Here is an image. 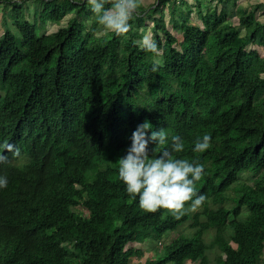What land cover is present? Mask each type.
Wrapping results in <instances>:
<instances>
[{
	"label": "trees",
	"instance_id": "1",
	"mask_svg": "<svg viewBox=\"0 0 264 264\" xmlns=\"http://www.w3.org/2000/svg\"><path fill=\"white\" fill-rule=\"evenodd\" d=\"M193 1L139 7L121 37L102 30L86 0H32L30 21L27 0H0L16 31L4 21L0 32V264H131L136 237L160 243L187 222L190 232L143 264H208L213 247L216 264H264V56L250 48L264 47L260 4L236 10L234 24L222 0ZM146 18L159 55L138 41ZM145 119L168 135L149 145L153 158L178 135L173 158L204 165L194 187L206 200L178 220L141 210L118 175ZM205 134L212 147L194 151Z\"/></svg>",
	"mask_w": 264,
	"mask_h": 264
},
{
	"label": "clouds",
	"instance_id": "2",
	"mask_svg": "<svg viewBox=\"0 0 264 264\" xmlns=\"http://www.w3.org/2000/svg\"><path fill=\"white\" fill-rule=\"evenodd\" d=\"M86 2L102 30L121 37L130 31V21L139 9V0ZM141 44L145 51L159 55L160 50L150 36L145 35ZM167 141V133L163 129L153 130L151 122L145 119L133 131L126 155L118 159V175L129 197L132 200L138 198L141 210L155 214L165 209L178 220L188 212H196L206 200V196L197 193L194 187L202 179L205 169L198 161L173 158V152L179 153L184 149L178 135L171 137V151L164 149L153 158L154 148L150 150L149 145L162 146ZM211 147V136L205 134L202 139H196L194 151L203 153ZM16 154H19L18 150ZM5 159L0 156V163ZM7 184V177H0V188L7 187Z\"/></svg>",
	"mask_w": 264,
	"mask_h": 264
},
{
	"label": "rangeland",
	"instance_id": "3",
	"mask_svg": "<svg viewBox=\"0 0 264 264\" xmlns=\"http://www.w3.org/2000/svg\"><path fill=\"white\" fill-rule=\"evenodd\" d=\"M17 2H20L22 0H15ZM76 1H80L82 2L83 0H76ZM156 0H139V7L141 8H147L149 6H151ZM188 2V4L190 5H194V1L193 0H186ZM208 1V0H206ZM236 1V7L233 8L231 5V3L226 5L225 0H222V2L219 4L218 9H221L223 6H226V10L229 13V16L234 18V24L237 23V15H236V10H246V11H250V8L254 5L257 4H261L264 3V0H235ZM32 0H27L25 6V13H27V20L30 21L31 20V14L33 11V6L31 4ZM260 2V3H258ZM218 4H216V1H213L211 6H217ZM177 6H181V5H177ZM204 12L203 14H205V9L203 6H201ZM196 9L193 10V13L191 15V21L192 23H195L199 26H201L202 22L200 21V19H197L196 17ZM6 14V18L4 19V15ZM159 14L162 16V18L164 19V21L166 23L169 22V15H168V10H166L165 8L161 9L159 11ZM158 14V15H159ZM207 14H205L204 16H206ZM258 18L261 20V22L264 24V14H262V12L258 11L257 13ZM66 18L64 20L61 21V23L59 25L56 24H48L44 30V33L49 34V33H53L55 32L57 29H59L60 27L65 26L66 24ZM145 23L143 24L141 30H139L138 32V41L143 40V37L145 35H148L152 38V34L150 33L149 28L151 27V23L150 21L146 18L144 19ZM6 21V22H4ZM3 22L6 24V26L12 30L13 32L16 33L15 29L12 26L13 20L11 22V17H9L8 12H5L2 10L1 5H0V32L2 30V24ZM143 28H145L146 30H143ZM241 34H243V32H240ZM40 35V33H38ZM176 37L178 38V45L181 49L185 48V44L183 43L181 37L179 35L176 34ZM251 48H255V50L258 51V53L261 56H264V47H258V46H252ZM204 57V55H203ZM148 60H151V57L148 56ZM153 61L156 62L157 64L160 65V58H158L157 56L153 57ZM140 105V104H139ZM83 214H87L86 211H84ZM189 223H185L183 224L180 228H178V231L174 232V233H167L164 237V239L160 242V243H155L153 241L150 240H145L143 241L142 237L138 236L136 237L135 241L132 244H128L126 246V249H131V250H137L139 252V256L138 257H132L130 263L131 264H143L146 260H151L155 258V250L156 248H160L161 245L166 244L168 242H170L173 238H175L179 233H183V234H187L188 232H190V228L188 227ZM211 241V237H210V233L209 232H205L203 235V242L205 244L206 247H208V245L210 244ZM221 253L220 248L219 247H213V248H209L206 252L207 257H208V264H216L215 263V258L216 256H218ZM184 264H199L198 262H192L189 260H186L184 262Z\"/></svg>",
	"mask_w": 264,
	"mask_h": 264
},
{
	"label": "crops",
	"instance_id": "4",
	"mask_svg": "<svg viewBox=\"0 0 264 264\" xmlns=\"http://www.w3.org/2000/svg\"><path fill=\"white\" fill-rule=\"evenodd\" d=\"M258 3H260V2H258ZM260 12H264V3H262V1H261V4H260V10H259ZM260 22H261V20L259 19V18H257ZM233 20H235V19H233ZM262 23V22H261ZM252 47V46H251ZM250 47V48H251ZM252 49H255V48H252Z\"/></svg>",
	"mask_w": 264,
	"mask_h": 264
}]
</instances>
